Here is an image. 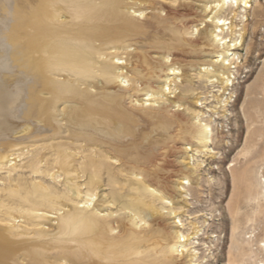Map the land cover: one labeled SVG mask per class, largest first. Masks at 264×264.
<instances>
[{"label": "bare ground", "instance_id": "obj_1", "mask_svg": "<svg viewBox=\"0 0 264 264\" xmlns=\"http://www.w3.org/2000/svg\"><path fill=\"white\" fill-rule=\"evenodd\" d=\"M197 1L203 3L196 11L205 24L180 31L179 21L154 0H0V131L8 141L0 148V160L28 136L65 138L46 145L55 154L51 175H62L70 198L76 199L60 201L34 183L24 196L12 198L16 206L4 204L0 264H175L173 259L183 254L184 235L174 219L169 221L175 211L146 202L143 193L165 200L168 188L191 178L192 167L186 165L176 172L172 182L177 185L169 186L171 172L163 156L172 141L207 140V126L173 114L182 95L162 98L152 82L161 66L165 75L187 76L177 58L169 56L181 47L208 45L221 55L212 60L214 73L227 83L226 52L241 45L246 30L242 27L233 40L220 36L231 24L222 12L226 6L235 11L239 2L251 7L250 0ZM255 12L262 16L264 6ZM149 43L166 51L154 55ZM263 81H257L256 91ZM10 108L16 113L12 118L7 117ZM111 158L122 163L110 179L115 214L100 208L106 199L100 193L103 173ZM120 172L131 178L116 182ZM80 173L87 178L85 197L75 181ZM17 215L38 227L33 235L25 227L18 230ZM252 237L264 253V241ZM252 252L256 257V247ZM231 257L242 261L247 254L238 248Z\"/></svg>", "mask_w": 264, "mask_h": 264}, {"label": "rangeland", "instance_id": "obj_2", "mask_svg": "<svg viewBox=\"0 0 264 264\" xmlns=\"http://www.w3.org/2000/svg\"><path fill=\"white\" fill-rule=\"evenodd\" d=\"M154 1L163 13L170 12L169 16L179 21L180 31L195 24L202 28L205 24L201 23L205 19L199 17L196 11L202 1ZM248 4L251 7L244 8L239 2L235 11L226 6L222 12L231 24L223 27L220 36L233 40L238 38L242 27L246 30L241 45L226 52L229 64L225 76L229 84L221 82L214 73L216 67L212 60L220 59L221 55L215 52L218 51L216 48L208 45L181 47L179 52L169 56L177 58V64L182 66L181 71L187 76L180 73V77L165 75L161 66L157 80L152 82L153 89L162 98L175 99L177 93L182 95L176 98L181 103L179 109L175 111L176 108L172 107L170 110L173 114L198 122L201 127L207 126V140L189 137L188 141H172L171 150L163 156L165 166L171 172L167 178L169 186L177 185L172 182L176 180V172L186 165L192 167L191 178L182 179V185L176 188H168L165 200L143 193L146 202L164 211H175V217L169 221L174 219L176 229L184 235L182 248L179 247V250L183 249V254L173 259L175 264H257L258 260L264 261V253L258 252L257 241L254 243L252 237L257 236L264 241V81L260 83L259 92L256 91V83L264 77V13L256 17L255 12L256 6H264V0H250ZM233 12L237 13L234 18ZM149 47L154 55L166 51L165 46L154 43H149ZM160 85L164 88L159 89ZM15 115V110L10 108L7 117ZM5 134L0 131V148L8 142ZM63 140L65 138L59 136H28L25 142L9 152L12 154L8 159L0 160V218L4 213L2 206H16L12 198L24 196L34 183L46 186L60 201L68 200V197L70 201L76 200L70 198L65 178L51 175L56 172L55 154L46 145ZM80 160L77 156V163ZM109 163L110 168L103 173L100 191L106 199L100 208L103 213L115 214L118 203L112 199L114 188L110 179H114V173L122 168V163L113 158ZM118 175L120 177H115V180L120 184L131 178L129 172ZM75 181L85 197L87 178L80 173ZM124 195L129 196L130 193L126 190ZM48 215L57 216V213L48 212ZM23 219L18 216L15 226L18 230L25 227L31 232L29 235H33L38 227L22 222ZM41 221L44 223L46 220L41 218ZM255 247L256 257L252 252ZM238 248L244 249L247 257L242 261H233L231 256ZM58 263L65 262L58 260Z\"/></svg>", "mask_w": 264, "mask_h": 264}]
</instances>
